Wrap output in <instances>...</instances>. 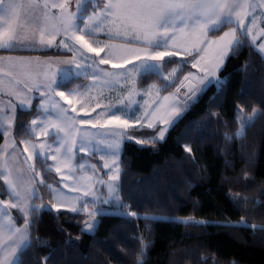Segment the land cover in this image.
<instances>
[{
    "label": "trees",
    "instance_id": "trees-1",
    "mask_svg": "<svg viewBox=\"0 0 264 264\" xmlns=\"http://www.w3.org/2000/svg\"><path fill=\"white\" fill-rule=\"evenodd\" d=\"M239 41L219 74L222 87L211 85L163 142H146L157 129L130 131L142 143H124L120 209L135 216L99 215L94 232L87 231V213L52 208L48 184L59 178L47 162L36 160L34 171L43 173L44 183L38 184L34 203L47 207L32 211L27 254L17 264L20 259L23 264H264V58L246 35L239 34ZM181 61L167 59L165 71ZM183 66L164 92L193 70L188 63ZM80 82L76 77L59 86L68 90ZM151 83L163 86L164 79L141 78V85ZM39 114L18 110L14 134L19 145L31 138L28 124ZM253 115L251 124L241 120ZM3 142L0 132V146ZM0 191L4 197L1 180ZM12 217L25 224L18 211L12 210Z\"/></svg>",
    "mask_w": 264,
    "mask_h": 264
},
{
    "label": "snow or ice",
    "instance_id": "snow-or-ice-1",
    "mask_svg": "<svg viewBox=\"0 0 264 264\" xmlns=\"http://www.w3.org/2000/svg\"><path fill=\"white\" fill-rule=\"evenodd\" d=\"M82 0H77V11L71 12L68 10V0H54L49 3L45 0L43 5V12L39 15H33L31 17L32 24L34 25V31L39 32L38 40H29L27 35V29L29 27L28 21L20 22V12L18 9L20 5L15 3V0H0V49H23L29 46L36 47H53L58 46L65 48L68 51H78L80 49L86 50L87 53H93L91 57L93 68V80L99 82L101 85H108L114 80L122 76L130 75L127 70L128 65H132V71L137 74H143L144 70L156 69L157 74L161 70V64L158 62L164 61L165 57L175 56H192L193 61L191 66L197 68L205 73V76L200 78V83L207 88L209 85L215 84L217 88L222 86V81L219 79H210L215 77L216 73L221 68L228 52L236 46L240 45V41L237 37V27L244 28V16L247 14L246 9L248 5L244 0H106L103 2V7L98 11H93L91 15H88L83 20V25L78 24L77 17L81 11ZM59 9L57 14H53L51 9ZM227 18L228 23L235 22L237 27L231 28L230 31H226L217 40L208 39V33L211 30H215L217 26L221 25ZM100 33H104L107 36V42H101L95 39ZM57 36L63 38L57 45ZM86 37H90L87 39ZM117 40L119 43H112L111 41ZM96 46H93V45ZM79 45V49L76 48ZM103 54V55H102ZM83 59L87 60L89 57L81 52ZM98 58V59H97ZM4 58H0L2 61ZM69 64H75V68L80 70L82 65L75 62V59L68 62ZM203 63V68L201 64ZM9 64L11 67L19 68L21 74L26 78L25 80L16 79L13 72H4L0 69L3 75L10 77L15 84H24V87L28 92L33 89H38L41 85L37 83L32 73L26 71L32 65L31 61H26L23 58H18L15 62L9 58ZM101 65H111V69L124 70V71H110L101 68ZM91 66V65H89ZM62 73H67L69 76L72 74V68L59 69ZM176 69L172 70L174 75ZM44 80L47 81L43 85L45 91L41 92V97H50V93H55L67 104H73L70 96L82 95L77 90L70 91L66 95L63 91H55L53 87L56 84L55 74L49 78L48 72H44ZM165 81L169 79L167 76L162 77ZM32 81V85L26 82ZM189 80V76H185L181 81L183 86L184 81ZM205 81L207 83L205 84ZM3 81H0L2 84ZM150 91V90H149ZM203 91V89H202ZM179 92V89H177ZM193 95L194 90L189 89ZM9 95L16 94L18 92L12 90L9 91ZM170 100L169 96H164L162 102L155 104L152 111H144L142 115L135 117L126 116L125 113L116 114L112 111L111 106H106L101 113H98L96 117H90L87 119H80L78 121L81 125H91L93 128L97 126L101 128H107L114 126L119 129L125 130L119 133L120 136L126 135V130L130 127L140 125L141 127L147 126L153 128V120H158L161 124L171 126L174 122L170 119H162L158 117L161 109L165 108V103ZM131 100L126 107L131 105ZM24 101L21 100V105ZM43 104V101H42ZM9 107H14L8 105ZM52 107L57 110L58 124H54L53 127L57 129V133H63V137L60 138V148H63V153H60V149H56V154H52L51 145H45L41 143L39 148L41 154H44V149L48 148L49 158L53 161L57 160V155H62L63 162L67 167L72 159V149L76 144L77 135L81 138V150L84 148L83 140L87 136V131L76 127L77 119L74 116L68 114V110L63 108L58 102L52 101ZM97 107H100L97 104ZM149 105V108H152ZM171 113L178 114V109L175 103L169 105ZM81 111H84V105H81ZM95 111V109H93ZM72 112H76V108H72ZM87 116L88 114L85 113ZM105 116L106 119L103 123L100 122V117ZM0 119L10 121V116H0ZM95 121V122H94ZM252 120L249 121V124ZM32 125H37V120L32 121ZM6 129L5 131H9ZM40 131L48 136L47 127H43ZM167 127H162L158 136L153 138L150 143L157 141H163ZM243 130L236 135H242ZM109 135L116 137V133H110ZM25 144L24 152L29 153L28 145L30 141H23ZM136 143H142L136 141ZM15 142L13 141V145ZM32 152L29 153L26 159L31 160L33 154L36 152L37 145L32 144ZM191 151L190 148L186 149ZM115 155V153H113ZM107 167V165H106ZM52 166H49L51 170ZM55 171L59 173L60 167L56 166ZM116 175L110 176V180L118 179L119 166L115 168ZM38 175V173H37ZM81 179H84L81 177ZM42 182V181H41ZM9 188L13 195L19 197V192L16 191L11 181H8ZM112 186H110L111 188ZM77 190V189H74ZM89 191H85L84 195L88 196ZM238 203V202H237ZM0 204L4 202L0 201ZM17 204H11L5 206L4 211L7 212L8 207H17ZM53 208L59 210L57 204L52 205ZM35 210V208H33ZM51 209H49L50 211ZM71 211H77L76 208H71ZM21 211L24 212L27 217V210L21 207ZM106 213L104 210L90 213V215L104 216ZM117 215L127 218V215L135 216L136 213L125 214L123 212H117ZM148 219L146 217H140ZM156 219V218H152ZM180 223H187V221H177ZM99 221H93L87 223L86 230L92 231L96 228ZM198 224H204L206 222H196ZM234 226V225H224ZM27 227V220H26ZM5 230H7V237L5 238ZM26 239V232L14 228L10 223H0V247H2L3 258H0V264H9L7 257L12 253H16L17 248H20L18 257H23L27 254L25 251L26 245H23V241ZM138 239V237H137ZM46 259H50L46 258ZM10 264H17V258H13ZM19 264H23V260H19ZM140 264H143L141 261ZM235 264V262H233Z\"/></svg>",
    "mask_w": 264,
    "mask_h": 264
},
{
    "label": "rangeland",
    "instance_id": "rangeland-1",
    "mask_svg": "<svg viewBox=\"0 0 264 264\" xmlns=\"http://www.w3.org/2000/svg\"><path fill=\"white\" fill-rule=\"evenodd\" d=\"M38 1H42L43 3L45 2V0ZM48 2L52 3L54 2V0H48ZM103 2H106V0H82L81 11L77 17L76 22L82 26L84 18L88 15H91L93 11H98L99 8H102ZM244 2L248 5L246 9L247 14L244 16V28H238L235 22L231 24L228 23L227 18H225V20L221 24L222 26H217L218 30L222 27H224V30L221 31L217 36L211 34L213 30L209 31L208 39L217 40L220 36L223 35L224 32L230 31L233 27H237V37L239 30L252 41L256 50L264 58V0H244ZM254 4L256 8H254ZM68 10L71 12L77 11V0H68ZM51 11L54 14H57L59 12V9L55 8V10ZM58 37L59 41L63 38L62 36ZM86 38L90 39L91 42L92 38ZM95 39L103 43L107 42L108 38L104 33H100L98 36L95 37ZM59 41L56 42L57 45L59 44ZM111 42L119 43V41L117 40H113ZM93 46L96 45L94 44ZM53 47L55 48V50H59V54L68 55L72 53L75 57L74 59L76 63L82 65L81 69L77 70L75 68V64L71 66L68 63L65 68L71 67L72 74L70 76L67 73H64L63 75H58L60 76L59 78H63L65 76L64 79H62L63 83L65 82L66 78V80H69L71 78H76L80 76V78L82 79V82L78 84V88H74L79 93H82V95L70 96L69 98L73 100V104L71 105L67 104L64 100L60 102V105L68 110V114L70 116L76 117V127L85 129L87 131V136L83 140L84 148L83 150H81V138L80 135H77L76 144L72 149V159L67 167L63 162L62 155H57V160L55 161L50 159L47 147L44 149V154H41V149L39 148V145L41 143L45 145H51L52 154H56V149H60V153H63L64 149L60 148V138L63 137V133L58 134L57 129L53 127L54 124L59 123V120L57 118V110L52 107V101L47 102V98L41 97L40 95L41 92L45 91L43 85L47 83V81L41 79V75L36 77L35 80L41 86L38 89L34 88L33 102L36 98H38L40 99L39 105L36 104L33 107L27 106V108L24 107L26 106L24 104L21 105L19 103L20 105H18L19 108L21 107V110H36L42 112V118H32V120L28 124V131L31 135V138L23 139L21 141L22 144L20 143V145H22L21 149H16V151H14L15 153L13 152L14 149H11L10 153H8L7 155V160L3 162V158L0 164V176L5 180L4 197L2 196L0 191V201L4 202V204H0V223L8 224L10 218V223L14 226V228L25 231L26 239L23 241V245H27L29 241V224L33 208L47 207L43 203H34V198L39 195L38 184L44 183L43 173H38L37 175L34 171L37 159L47 162L45 166L47 169H49V166H52L51 171H53L59 178L58 181L54 180L53 182H49L48 184L50 192L52 194V205L57 204L59 210L73 212L70 209L76 208L77 211L75 212H85L89 216L88 223L97 221L96 218L97 216H99H93L90 215V213L98 212L101 209L104 210L106 214H116L117 212H122L120 209L121 194L119 189V179L121 175L120 161L122 149L125 141L128 139L140 141L132 137L130 135V131L134 129L143 128L157 129V133L155 134V136L152 137L153 139L158 136V133L160 132L162 127H167V131L165 133L164 138L165 140L173 126L199 100L201 95L211 86L209 85L207 88H205V85L199 82L200 78L205 76V73L201 70H198L197 68H193L192 71H189L182 76L175 88L170 91L164 92L165 88L174 84L177 79V76L182 70V67H184L183 65L185 63L191 65L193 57L184 55L178 56V58L182 59V61L169 71H165L164 63L167 59L173 57H165L164 61L158 62L161 64V70L159 74H157L156 69L144 70L143 74H137L136 72L132 71L133 66L128 65L127 70L130 75L122 76L118 79V81L114 80L108 85H101L99 82L93 80V68L95 67V65H92L91 61V57L94 56L93 53H87L86 50L83 49H80L78 51H68L67 49L58 46ZM76 48L79 49V45H76ZM233 49L228 52V55L225 58L221 68L216 73V76L211 77L210 79L221 80L219 74L223 69L225 62ZM81 52H84V55L86 57H89V59H83L81 56ZM55 54L58 53L55 52ZM203 66L204 65L202 63L201 68H203ZM100 67L110 71H124L111 69V65H101ZM173 69H176L174 75L172 74ZM147 74H155L160 76L161 78L163 76H167L169 77V79L167 81L164 80L163 86L157 83H151L146 86L141 85V78ZM185 76H189V80L184 81L183 86H181V81ZM49 78H51V76ZM206 83L207 81H205V84ZM82 87L85 88L83 89ZM177 89H179V92H177ZM189 89H193L195 94L193 95L191 92H189ZM164 96H169L170 100L168 102H164L165 108L161 109L160 113H158L157 115L159 118L162 119L173 120L174 122L171 124V126L163 125L158 120H153L152 122L155 125V127L153 128H148L146 125L143 127H141L140 125H136L134 127L128 128L126 130V135L120 136L119 133L125 130L119 129L114 126H109L107 128H101L97 126L96 128H93L91 125H81L78 123L80 119L96 117L97 114L101 113L106 106H111L112 111L116 112V114H121V112H123L126 114V116H131L134 119L135 117L142 115L143 112L146 110L152 111L155 107V104H153V102L155 101L156 104H159L160 102H162V98ZM129 100L132 101L131 105L126 107V105L129 104ZM218 101L222 103L223 97L221 96ZM172 103H175L177 109L179 110L178 114L171 113L169 105ZM82 104L84 105V111H81ZM97 104H99L100 107H97ZM149 105H152L153 107L149 108ZM73 107L76 108V112H72ZM93 109H95V111H93ZM85 113H87L88 115L86 116ZM253 117L254 115L252 117H246L245 119L241 120H246L247 122L249 120H252ZM104 119H106V117L101 116L100 122L103 123ZM33 120H37V125H32ZM45 126L47 127L48 136H45L40 131V129ZM110 133H116L117 135L114 138L113 136L109 135ZM26 140L31 142L28 145L29 153L32 152L31 145H37L36 152L33 154L31 160L26 159L29 153L24 152L25 144L23 143V141ZM7 141L9 146V142L11 141L9 138L7 139ZM10 148L13 147L9 146V149ZM4 149H7V147L5 146ZM113 153H115V155H113ZM116 165L119 166L118 179L110 180V176L116 175ZM56 166L60 167L61 169L59 173L55 171ZM81 177H83L84 179H81ZM8 181H11L16 191L19 192V197H16L12 194L8 185ZM57 183L60 184V188L56 186ZM110 186L112 187L110 188ZM85 191H89L90 194L88 196H85ZM11 204H17L18 206L8 207L7 212H5V206ZM21 207L27 210V217L25 216L24 212L21 211ZM106 207H110L111 209H107ZM12 210L19 212L20 216L24 219L25 224L19 226L15 222L12 217ZM187 221L200 222L204 220L190 218ZM89 232L93 233L94 230ZM6 237L7 230H5V238ZM19 252L20 248H17L16 253H12L7 257L9 264L13 258H17L18 263ZM0 258H3L2 247H0Z\"/></svg>",
    "mask_w": 264,
    "mask_h": 264
},
{
    "label": "crops",
    "instance_id": "crops-1",
    "mask_svg": "<svg viewBox=\"0 0 264 264\" xmlns=\"http://www.w3.org/2000/svg\"><path fill=\"white\" fill-rule=\"evenodd\" d=\"M7 2L8 0H5V3ZM15 3L20 5V8L18 9V11L20 12V22L23 23L25 20L28 21L29 27L27 29V35L29 40H38L39 32L34 31V25L32 24L31 17L33 15H39L43 12V8L41 7L43 5V2L38 0H15ZM254 8H256L255 4H254ZM51 10H55V8H52ZM216 30H218V28L213 31ZM239 34H243V33L238 30V37ZM58 41H59V37L57 36L56 42ZM55 52H59V50H55L54 47L48 48V47H40V46H36V47L29 46L27 48H23V49L18 48L13 50L0 49V58H4L2 61H0V69H3L4 72L7 71L13 72L16 79L25 80L26 78L21 74L19 68H14L10 66L9 58H11L13 62H15L18 58H23L26 61H31L32 65L26 71L31 72L34 78L41 75V79H44L43 74L45 71L48 72L49 77L50 76L52 77V74L54 73L56 84H54L53 87L55 88V91H63L65 94L67 93L68 95L70 91L76 90L79 85L76 84L75 86H73V88L68 90H63L62 88H60L59 85L63 83L62 79H64L65 76L64 77L62 76L63 78H59L60 76L58 75H63L64 73L58 70L64 69L68 64V62L74 60L75 57L72 53L68 55L67 54L64 55V54H55ZM70 65L73 66L74 64H70ZM66 79L65 81H67ZM0 81H3V83L0 84V116L12 117L10 121L0 119V132L4 136V142L0 146V164H1L3 158H4L3 162L7 160V155L8 153H10L11 149H14L13 150L14 152L16 151V149L18 148L21 149L22 147V145H19L15 140V134H14L17 112L19 109H21V107L19 108V105L21 104V100L24 101V105H26L24 107L27 108V106L33 107L36 104L39 105L40 99L36 98L35 101L33 102L34 89L33 91L28 92L27 89L24 87V84H19V85L15 84V82L10 77L3 75L2 72H0ZM26 82L29 84V86L32 85L31 80H27ZM75 87L76 89H74ZM82 88L84 89L85 87ZM10 90L14 92H18L20 93V95H16V94L9 95L8 93ZM46 98H47L46 99L47 102L55 101L60 104V102L62 101V99H60L59 96H56L54 92L51 93L50 97H46ZM8 105H12L14 107H9ZM39 115L40 116H37L35 119L42 118V112H40ZM9 128L10 130L6 132L5 130ZM8 138L11 141L9 142V146H12L13 148L9 149L8 141H7ZM13 141L15 142L14 145H13ZM5 146L7 147V149H4ZM0 180L5 185L4 183L5 180L1 176H0Z\"/></svg>",
    "mask_w": 264,
    "mask_h": 264
}]
</instances>
